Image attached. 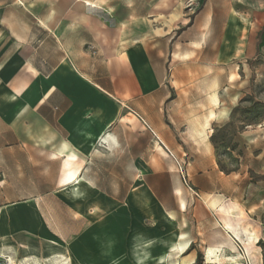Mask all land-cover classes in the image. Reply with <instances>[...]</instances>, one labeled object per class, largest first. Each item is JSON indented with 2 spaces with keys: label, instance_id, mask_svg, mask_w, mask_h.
I'll return each mask as SVG.
<instances>
[{
  "label": "crops",
  "instance_id": "0c3cea01",
  "mask_svg": "<svg viewBox=\"0 0 264 264\" xmlns=\"http://www.w3.org/2000/svg\"><path fill=\"white\" fill-rule=\"evenodd\" d=\"M111 2L0 0V244L53 248V203L70 211V224L83 211L98 232L101 211L116 204L108 195L133 192L132 184L110 179L195 177L214 167L211 134L176 111L190 96L172 95L149 26L134 28L132 13L119 16ZM258 32L264 41V28ZM207 79L206 95L216 103V93L218 104ZM19 178L34 179L29 196L21 195ZM221 207L231 219L241 212ZM224 229L237 246L250 234L231 222ZM188 249L181 241L176 253Z\"/></svg>",
  "mask_w": 264,
  "mask_h": 264
},
{
  "label": "rangeland",
  "instance_id": "374dc122",
  "mask_svg": "<svg viewBox=\"0 0 264 264\" xmlns=\"http://www.w3.org/2000/svg\"><path fill=\"white\" fill-rule=\"evenodd\" d=\"M111 1L119 16L132 13L134 28L149 26L150 47L166 65L172 95L190 96V103L176 111L181 109L193 127L211 134L214 167L195 177L184 171L110 179L115 184L126 181L127 189L132 184L133 192L108 195L116 204L101 211L95 227L100 235L83 211L76 213L77 224H70V211L53 203L52 221L58 222L53 248L45 252L0 244V264H11L12 259L14 264H62L57 260L61 254L65 264H251L244 243H237L242 253L237 261L219 258L215 263L207 257V250L226 237V222L258 236L257 257L264 264V41L258 32L264 28L258 6L264 0ZM100 4L108 8L109 2ZM207 78L218 90V104L206 95ZM220 108L230 113L222 115ZM212 111L217 113L213 120ZM205 166L198 162V169ZM15 180L24 190L21 195L29 196L34 179ZM16 196L6 194L8 199ZM228 203L240 208L235 219L220 209ZM181 241L189 245L182 257L176 253Z\"/></svg>",
  "mask_w": 264,
  "mask_h": 264
},
{
  "label": "bare ground",
  "instance_id": "6f19581e",
  "mask_svg": "<svg viewBox=\"0 0 264 264\" xmlns=\"http://www.w3.org/2000/svg\"><path fill=\"white\" fill-rule=\"evenodd\" d=\"M88 4L95 5L94 3H90V2ZM231 78H233V77H231ZM214 97H215L214 100L217 103L218 100L216 98L217 97L216 93H214ZM221 114L222 115H227L228 111L226 109H223ZM211 118L212 119H216L217 118V114L215 112H212L211 113ZM181 205L186 208V202H185L184 199H181ZM220 209L222 210V207H220ZM232 212H233V214H235L234 211H232ZM256 240H257V238L254 235V233L249 234L246 239L242 240L244 245H245V247L247 248L246 256H247V258H248V260H249V262L251 264H260L259 257H257L258 249L257 248H252L253 245H254V242ZM185 248H186V245L185 246H181V249L179 250V252H183L185 250ZM226 252H228V254ZM206 255L210 259V261H212V262H215L219 258L228 259V260H236L237 261L238 259L241 258L242 253L239 250L238 246L236 245L234 239L229 234L226 233V237L224 238V240L219 242L214 247L211 246V248H209L207 250ZM65 257L66 256L64 254L58 255V259L57 260L62 259L59 263L62 262V264H65L66 263V262H64ZM11 264H14V260L13 259L11 260ZM176 264H184V263L179 261ZM237 264H243V263L237 261Z\"/></svg>",
  "mask_w": 264,
  "mask_h": 264
}]
</instances>
